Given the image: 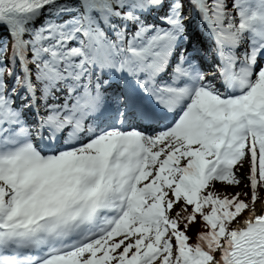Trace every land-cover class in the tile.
Wrapping results in <instances>:
<instances>
[{
	"label": "snow or ice",
	"instance_id": "snow-or-ice-1",
	"mask_svg": "<svg viewBox=\"0 0 264 264\" xmlns=\"http://www.w3.org/2000/svg\"><path fill=\"white\" fill-rule=\"evenodd\" d=\"M0 264H264V0H0Z\"/></svg>",
	"mask_w": 264,
	"mask_h": 264
},
{
	"label": "rangeland",
	"instance_id": "rangeland-1",
	"mask_svg": "<svg viewBox=\"0 0 264 264\" xmlns=\"http://www.w3.org/2000/svg\"><path fill=\"white\" fill-rule=\"evenodd\" d=\"M218 187H219V185H218Z\"/></svg>",
	"mask_w": 264,
	"mask_h": 264
}]
</instances>
